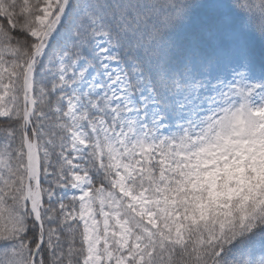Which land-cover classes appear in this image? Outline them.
<instances>
[{"label":"snow or ice","instance_id":"6c2138e0","mask_svg":"<svg viewBox=\"0 0 264 264\" xmlns=\"http://www.w3.org/2000/svg\"><path fill=\"white\" fill-rule=\"evenodd\" d=\"M0 264H264V0H0Z\"/></svg>","mask_w":264,"mask_h":264}]
</instances>
